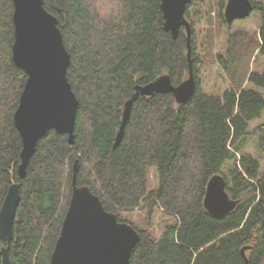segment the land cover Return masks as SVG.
I'll use <instances>...</instances> for the list:
<instances>
[{
    "label": "trees",
    "instance_id": "obj_1",
    "mask_svg": "<svg viewBox=\"0 0 264 264\" xmlns=\"http://www.w3.org/2000/svg\"><path fill=\"white\" fill-rule=\"evenodd\" d=\"M251 1L261 22L254 31L233 30L225 17L228 0H210L203 46L190 20L195 93L184 104L173 93L141 95L115 147L137 85L164 74L175 85L189 77L186 28L177 38L165 30L162 0H45L72 58L68 77L79 99L75 143L49 130L22 179L23 144L14 115L27 74L13 60L14 0H0V211L9 187L21 185L13 238L0 236V264L5 246L12 264H51L76 168L77 184L140 232L129 264H264V172L260 160L244 152L256 133L264 156V69L252 68L264 57V2ZM195 3L187 7L189 19ZM222 30L225 53L215 52ZM210 62L230 77L222 94L203 90L201 72ZM153 169L158 185L151 189ZM218 173L240 200L223 218L204 205L208 182ZM157 210L172 220L160 235L152 225Z\"/></svg>",
    "mask_w": 264,
    "mask_h": 264
},
{
    "label": "water",
    "instance_id": "obj_2",
    "mask_svg": "<svg viewBox=\"0 0 264 264\" xmlns=\"http://www.w3.org/2000/svg\"><path fill=\"white\" fill-rule=\"evenodd\" d=\"M193 0H162L165 30L173 38L184 27L187 31L189 77L179 85L172 82L170 74L136 86V93L126 102L115 147L122 141L134 102L142 96L158 92L173 93L177 103L184 104L195 93L197 82L191 60L192 24L186 10ZM251 0H228L225 7L226 21L230 24L251 15ZM15 42L13 60L27 74L25 87L14 115L16 128L22 138L23 149L18 167L20 178L27 175V167L37 144L46 133L54 129L67 134L75 143V128L79 99L68 77L72 62L59 27L58 17L45 6V0H14ZM74 174L73 195L63 222L61 234L52 254L51 264H129L133 249L141 239L140 232L128 222L119 221L115 213L106 210L100 197L88 186L77 184ZM20 183H13L8 190L0 211V236L11 241L17 207L20 202ZM240 200L227 191L225 177L218 173L208 182L204 205L216 218H223L233 211ZM242 254L246 257V250ZM2 264H12L10 248H2Z\"/></svg>",
    "mask_w": 264,
    "mask_h": 264
},
{
    "label": "rangeland",
    "instance_id": "obj_3",
    "mask_svg": "<svg viewBox=\"0 0 264 264\" xmlns=\"http://www.w3.org/2000/svg\"><path fill=\"white\" fill-rule=\"evenodd\" d=\"M210 0H196L195 5L191 8V16L189 20H193L195 22V29L198 34L200 45L203 46L206 38V32L211 28L210 25H208L207 22V15H208V4ZM264 2V0H263ZM111 8V7H110ZM110 8L108 11H110ZM107 12V11H106ZM258 11H253L250 16H248L245 19L236 20L233 23V30L237 29H244V30H250L254 31L257 30L259 27L260 18H259ZM213 17V26L216 27L217 24V12H212ZM227 45V34L224 33L222 30L221 34L217 37L216 41V47L215 52H226ZM252 68L263 70L264 69V57L261 56L259 61H257L256 64L254 62L252 63ZM201 82L203 90L207 93L211 94H222L227 87L230 86L231 80L229 75L225 72V70L222 69V67L217 62H210L201 72ZM264 120V114L263 117L259 120V122H262ZM257 121L253 122L251 125L252 130L257 125ZM257 134L253 133L251 134L247 142L245 144V153H251L255 155L261 162L262 168L261 170L264 172V156L261 155V153L258 150V138ZM158 185V177L156 176L155 170L153 169L151 171V182H150V188H154ZM136 220L138 218L136 215L134 216ZM172 222V220L164 216L160 211H156L152 217V225L155 230V232L160 235L163 230L165 229V226Z\"/></svg>",
    "mask_w": 264,
    "mask_h": 264
}]
</instances>
